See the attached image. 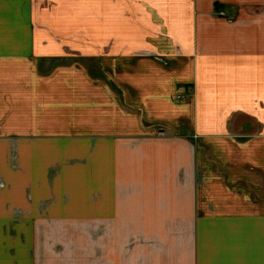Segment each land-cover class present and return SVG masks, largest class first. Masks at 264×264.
<instances>
[{
	"label": "crops",
	"instance_id": "crops-1",
	"mask_svg": "<svg viewBox=\"0 0 264 264\" xmlns=\"http://www.w3.org/2000/svg\"><path fill=\"white\" fill-rule=\"evenodd\" d=\"M51 1L0 0V264H264V0Z\"/></svg>",
	"mask_w": 264,
	"mask_h": 264
},
{
	"label": "rangeland",
	"instance_id": "rangeland-1",
	"mask_svg": "<svg viewBox=\"0 0 264 264\" xmlns=\"http://www.w3.org/2000/svg\"><path fill=\"white\" fill-rule=\"evenodd\" d=\"M45 1L44 4L46 5L47 8H49L50 6H52V1L51 0H43ZM224 12H219L218 15L219 16H224ZM231 21V19H229V22ZM113 37H115V35H113V33H111V36H110V41H112ZM80 228L79 229H84L85 226H79ZM56 230L54 231L55 232H59L60 228H62L63 232H62V236H66V235H71L73 236V238L76 239L74 240V242L76 243V246L79 247V248H82V247H85L86 246V243H85V239H84V236L85 234L83 233H80V232H75L74 228H69L67 226H58V227H55ZM52 227L51 226H47V227H42L41 228V233H42V236H45V235H51V231H52ZM57 235V234H56ZM55 245L56 247H59V242H58V239H55ZM75 264H85V257L84 256H79V257H76V262H74Z\"/></svg>",
	"mask_w": 264,
	"mask_h": 264
}]
</instances>
